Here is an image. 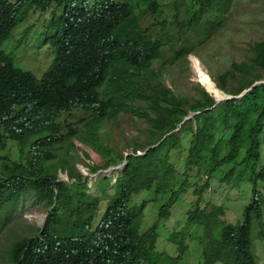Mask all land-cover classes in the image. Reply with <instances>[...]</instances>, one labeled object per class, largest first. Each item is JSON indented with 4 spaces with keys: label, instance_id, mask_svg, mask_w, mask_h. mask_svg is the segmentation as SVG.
Here are the masks:
<instances>
[{
    "label": "trees",
    "instance_id": "1",
    "mask_svg": "<svg viewBox=\"0 0 264 264\" xmlns=\"http://www.w3.org/2000/svg\"><path fill=\"white\" fill-rule=\"evenodd\" d=\"M143 2L145 20L130 0H0V227L3 215L23 201L48 208L41 227L13 241L10 264H177L188 250L187 238L198 240L203 264H258L252 232L259 226L257 238L264 242V197L255 184L264 179V169L256 172L264 132V39L252 45L250 57L217 77L218 89L227 94L249 89L242 96L216 103L202 87L198 97L177 96L161 79L165 64L186 59L208 41L223 26L232 0H174L171 21L153 16H160L163 0ZM33 9L42 15L51 10L42 33L55 54L40 77L15 66L1 48ZM74 110L90 113L79 119L85 120L82 132L68 122ZM120 113L144 119L149 142L140 153L92 166L96 173L126 161L111 175H100L92 190L69 166L70 150L63 145L76 137L88 151L109 156L96 132L99 123ZM8 140L25 153L22 159L7 156ZM59 149L65 150L61 157ZM180 151L182 172L172 161ZM58 169H68L73 182L59 180ZM246 173L252 197L241 220L225 222L221 205H200L213 176L233 188ZM191 187L194 205L184 225L166 238L169 247L161 249L159 223ZM143 190L170 196L157 220L140 231L147 201L131 205V199ZM101 199L106 206L95 223Z\"/></svg>",
    "mask_w": 264,
    "mask_h": 264
},
{
    "label": "rangeland",
    "instance_id": "2",
    "mask_svg": "<svg viewBox=\"0 0 264 264\" xmlns=\"http://www.w3.org/2000/svg\"><path fill=\"white\" fill-rule=\"evenodd\" d=\"M130 1L134 6L136 15L139 17L144 16L145 20L148 16L145 14L146 5L143 0ZM185 1L190 5L193 4L192 0ZM160 8V16H153L160 21H171L173 14L176 13L174 0H163ZM34 10L13 30L12 36L3 43L1 48L7 53H11L15 66L40 77L50 65L55 53L51 44V38L46 39V36L42 33V24L50 18L51 10H47L44 15L38 10ZM30 25L31 31L25 34V29ZM262 39H264V4L260 0H232L229 9L225 13L223 26L208 41L198 47L194 54L186 59H180L174 64H165L164 69L161 71V79L177 96H185L189 99L198 97V88L202 87L219 102L224 100L223 98L227 93H223L218 89V75L228 70L233 62H241L250 57L252 55V45ZM193 58H196L203 65L214 88L223 93L220 96L221 100L215 97V94L208 87L194 80L191 66ZM158 65L159 61H154L153 66L157 67ZM259 82H264V77ZM229 87H233V83ZM65 116L66 114H62L58 120L62 123ZM82 117L86 120L90 117V113L74 110L68 119V122H73L72 126L81 132L85 129L83 126L85 120L79 121ZM147 128L148 124L144 119L131 114L120 113L114 120L102 121L99 123V128L96 132L97 139H99L106 149L111 151V154L104 156L101 153L102 157L94 154L88 151L87 145L75 137L71 142L68 144L66 142L63 145L64 147H69L70 150V156L66 158L69 166H71V169L79 172L84 177V180L88 181V186L94 190L93 183L99 179L100 175H111L113 171L122 169L121 167H123L125 162L116 163L107 170H99L96 173L92 171V166L102 163L103 159L117 158L118 155L125 157L127 154L133 153V151H137V153L142 152L149 142ZM260 140L261 149L260 159L256 166L257 173L264 169V132L261 134ZM7 145L6 154L8 157L15 160H20L24 157L25 153L20 154L14 142L8 140ZM85 151L89 154L90 158L84 155ZM64 153V149L56 151L59 157ZM175 154L179 155L180 159L174 158L178 157L176 155L173 157L174 159L172 158V161L175 168L182 172L185 151L176 152ZM67 171L68 169L65 171L58 169L57 177L59 180L70 184L73 180L68 177ZM192 175L194 173H190V176ZM248 176L249 173H246L241 183L233 186V188H230L228 183L222 182L219 176H213L209 181V187L202 192L200 205L204 206L207 203L221 205L224 208L223 219L225 222L234 223L241 220L243 206L249 204L252 197L253 186L249 182ZM202 178L205 179L206 176L202 175ZM191 180L195 181V178L192 177ZM194 181L191 185L194 184ZM181 182L182 179H179L174 189H177ZM255 184L258 193L263 198L264 179H256ZM111 192L112 190L108 189V193ZM169 196L170 191L157 196L153 190H143L133 194L131 205L139 204L142 200L147 201L140 231H144L157 220L158 209L168 200ZM195 200L196 195L193 193V188L191 187L180 195L177 202L171 208L170 217L159 223L158 244L161 249L169 247V242H166V238L169 237L170 233L179 230L184 225L187 211L192 208ZM105 206L106 200L101 199L95 223ZM262 207L264 212V203ZM47 213L48 208L45 203L41 202L32 206L29 201H23L15 211L3 215V217L5 216V224L0 227V264H10L9 252L13 241L21 236L33 234L36 228L42 226ZM29 215H33V217H29ZM259 230V226L254 227L252 239L255 242V253L258 258V264H264V242L257 238ZM186 243L188 250L177 264H203L202 250L198 240L196 238H187ZM169 251L171 253L175 252L172 248ZM140 264L147 263L143 262ZM168 264H171L169 260Z\"/></svg>",
    "mask_w": 264,
    "mask_h": 264
},
{
    "label": "bare ground",
    "instance_id": "3",
    "mask_svg": "<svg viewBox=\"0 0 264 264\" xmlns=\"http://www.w3.org/2000/svg\"><path fill=\"white\" fill-rule=\"evenodd\" d=\"M191 66L193 70L194 80L201 82L203 85L208 87V89H210L212 93L215 94V97L220 98L223 93H221L218 89L214 88L213 83L203 65L196 58H193ZM29 217H33V215H29Z\"/></svg>",
    "mask_w": 264,
    "mask_h": 264
},
{
    "label": "water",
    "instance_id": "4",
    "mask_svg": "<svg viewBox=\"0 0 264 264\" xmlns=\"http://www.w3.org/2000/svg\"><path fill=\"white\" fill-rule=\"evenodd\" d=\"M253 85H254V84H253ZM248 90H249V89H245V90H243V91H242L240 94H238V95L225 94L226 96H224L223 99H227V98L232 99V98L240 97V96H242L244 93H246ZM222 92H223V91H222ZM223 93H224V92H223ZM211 96H212V95H211ZM212 97H213V96H212ZM213 98H214V97H213ZM214 99H215V98H214ZM218 99L221 100L220 98H218ZM215 101H216V103H218L217 99H215ZM191 114L193 115L194 113H191ZM191 114H190V115H191ZM190 115H188V116H187L186 118H184V119L186 120V119L190 118V117L192 116V115H191V116H190ZM182 122H183V121H182ZM167 135H169V134H167ZM167 135H165V136H167ZM165 136H164V137H165ZM164 137H163V138H164ZM163 138H162V139H163ZM158 143H159V142H158ZM158 143H157V144H158ZM125 162H126V161H125ZM124 164H125V163H124ZM106 170H107V169H106Z\"/></svg>",
    "mask_w": 264,
    "mask_h": 264
},
{
    "label": "clouds",
    "instance_id": "5",
    "mask_svg": "<svg viewBox=\"0 0 264 264\" xmlns=\"http://www.w3.org/2000/svg\"><path fill=\"white\" fill-rule=\"evenodd\" d=\"M124 165V164H123ZM122 168V167H121ZM108 169V168H107ZM120 170V169H119Z\"/></svg>",
    "mask_w": 264,
    "mask_h": 264
}]
</instances>
